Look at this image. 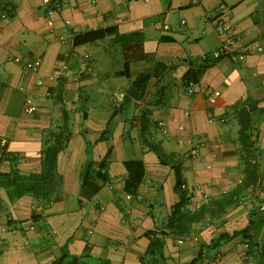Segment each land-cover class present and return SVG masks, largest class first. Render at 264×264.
Here are the masks:
<instances>
[{
	"label": "crops",
	"instance_id": "0c3cea01",
	"mask_svg": "<svg viewBox=\"0 0 264 264\" xmlns=\"http://www.w3.org/2000/svg\"><path fill=\"white\" fill-rule=\"evenodd\" d=\"M60 1L48 17L45 0H0V264H264V0ZM219 9L233 42L216 57ZM58 136L50 201L16 194Z\"/></svg>",
	"mask_w": 264,
	"mask_h": 264
},
{
	"label": "trees",
	"instance_id": "16d2710c",
	"mask_svg": "<svg viewBox=\"0 0 264 264\" xmlns=\"http://www.w3.org/2000/svg\"><path fill=\"white\" fill-rule=\"evenodd\" d=\"M104 32L105 30H96V31L86 33L80 38L76 37L75 42H86V41L94 40L100 37ZM196 73L197 71H194V70L190 71L189 75L185 79V86L190 81L192 82L194 81ZM150 76L151 75L149 73H143L137 76L134 80V84L136 85L137 89H142L145 83L147 82V80L150 78ZM246 129H247L246 126L241 125V128H240V138L241 139L243 138L246 139L249 137V134L246 133ZM62 145L63 144L60 141V138L58 136L52 144L47 146V148L45 149V155L43 159V168H42V173L40 176L29 175L27 177L28 179L27 182H17L16 180H11L9 182L14 185L16 194L23 193L24 191H31L34 194L41 195L42 198H44L46 202L50 201L51 193H53L52 187H54L55 183H57L56 181L57 179H56L55 172H54L56 156H57L58 151L61 149ZM153 149L159 152V155L161 156V158L163 157L162 153L158 150V148L153 147ZM100 165L102 166L103 164L101 163ZM124 166L128 172V175L124 181V190L127 193L135 195L136 190L144 175L143 162L138 159H129V160L124 161ZM173 168H174L175 177H176L175 189L179 191L182 197L180 203H182L187 197L186 196L187 192L182 188L183 180L181 177L179 166L174 164ZM81 181L83 185L90 187L93 190H97L99 188L98 185L93 184L91 181H89L85 177V175L82 176ZM251 224H252V219H250L249 225L247 227H245L244 229L238 230V231L237 230L234 231L233 235L236 233H246ZM224 235L225 234H221L220 236L217 237V239L220 237H223ZM65 257H66V254H63L60 258L56 259L51 264H86V262L79 261L76 257H72L68 260H64ZM197 260L198 258L192 260L191 262L185 263V264H193ZM105 263L113 264V262H110V261H107Z\"/></svg>",
	"mask_w": 264,
	"mask_h": 264
},
{
	"label": "built area",
	"instance_id": "2783aa9c",
	"mask_svg": "<svg viewBox=\"0 0 264 264\" xmlns=\"http://www.w3.org/2000/svg\"><path fill=\"white\" fill-rule=\"evenodd\" d=\"M45 3L47 4L48 6V12H47V15L48 17H50V15L52 14L53 10H55L56 8H59L62 4V2L60 0H45ZM223 7V4L221 5ZM222 9V8H221ZM221 9H219V13H217L216 15V18H215V21H216V28H217V31L219 32V34H225V38L223 40V42L221 43V45L219 47H217L213 54L214 56L216 57H221V56H226V55H230L231 54V50H230V45L231 43L233 42V37H232V34H231V30L230 28H228L226 25H225V22H224V19L222 17V11ZM59 40L61 41H65V38L64 36L62 35H59L58 36ZM26 69L28 70H35L36 69V65L32 62V63H28L27 66H26ZM43 83V79L42 78H39L37 79L36 81V84L40 85ZM192 85H193V82H189V84H187V87H188V92H192ZM209 92V95L211 96H217L219 94V92L217 90H208ZM26 109L27 110H35L36 107L31 104V103H27L26 105ZM159 130H160V133L162 135H167L168 134V130H167V127L165 125V123H159ZM5 140H3L4 142ZM197 152L195 149H190L189 150V155H196ZM182 188L185 189V185L184 183L182 184Z\"/></svg>",
	"mask_w": 264,
	"mask_h": 264
},
{
	"label": "water",
	"instance_id": "95a60500",
	"mask_svg": "<svg viewBox=\"0 0 264 264\" xmlns=\"http://www.w3.org/2000/svg\"><path fill=\"white\" fill-rule=\"evenodd\" d=\"M134 91H135V86H132L130 88V90L128 91L129 95H131V96L135 95V92Z\"/></svg>",
	"mask_w": 264,
	"mask_h": 264
}]
</instances>
